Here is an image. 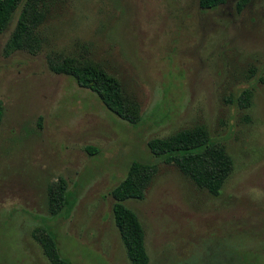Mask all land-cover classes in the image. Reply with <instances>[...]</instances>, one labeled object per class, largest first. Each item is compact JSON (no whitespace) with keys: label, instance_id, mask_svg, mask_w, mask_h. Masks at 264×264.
<instances>
[{"label":"rangeland","instance_id":"1","mask_svg":"<svg viewBox=\"0 0 264 264\" xmlns=\"http://www.w3.org/2000/svg\"><path fill=\"white\" fill-rule=\"evenodd\" d=\"M236 1L36 0L33 39L4 53L16 8L0 33V264H50L37 227L71 264H129L110 192L131 160L154 165L142 197L122 201L148 264H264V0L239 11ZM48 59L102 68L139 120L112 114ZM196 127L231 163L217 195L146 147ZM58 177L67 201L51 215L46 188Z\"/></svg>","mask_w":264,"mask_h":264},{"label":"trees","instance_id":"2","mask_svg":"<svg viewBox=\"0 0 264 264\" xmlns=\"http://www.w3.org/2000/svg\"><path fill=\"white\" fill-rule=\"evenodd\" d=\"M226 0H197L202 9L213 8ZM247 0H237L239 11ZM21 5L14 27L3 46L4 53L27 46L33 39V28L39 17L36 0H0V33L5 30L11 14ZM48 68L57 74L71 77L82 88L93 92L102 105L115 116L135 123L139 120L134 103L125 102L118 81L99 66L89 62L47 60ZM249 91L244 88L237 96L241 107L248 104ZM0 101V117L2 115ZM149 153L165 163H172L182 174L209 194L217 195L231 170V163L223 148L212 141L199 127L178 130L163 138L146 141ZM89 152L94 149L87 147ZM154 173L152 163L131 160L122 179L112 188L111 214L129 264H148L143 242V230L135 213L122 201L140 199L142 189ZM47 207L51 215L59 214L66 204V183L61 177L47 185ZM50 264H71L58 251L50 230L37 227L31 232Z\"/></svg>","mask_w":264,"mask_h":264}]
</instances>
